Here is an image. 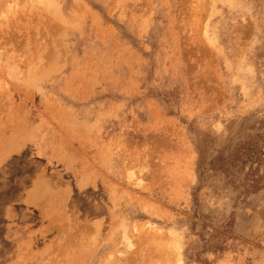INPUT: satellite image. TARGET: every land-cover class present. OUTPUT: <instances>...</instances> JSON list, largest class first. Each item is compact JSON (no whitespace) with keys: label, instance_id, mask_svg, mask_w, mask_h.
I'll list each match as a JSON object with an SVG mask.
<instances>
[{"label":"rangeland","instance_id":"rangeland-1","mask_svg":"<svg viewBox=\"0 0 264 264\" xmlns=\"http://www.w3.org/2000/svg\"><path fill=\"white\" fill-rule=\"evenodd\" d=\"M0 264H264V0H0Z\"/></svg>","mask_w":264,"mask_h":264},{"label":"bare ground","instance_id":"bare-ground-1","mask_svg":"<svg viewBox=\"0 0 264 264\" xmlns=\"http://www.w3.org/2000/svg\"><path fill=\"white\" fill-rule=\"evenodd\" d=\"M125 239H126V244H127L128 248H131L133 246L132 242L128 238H125Z\"/></svg>","mask_w":264,"mask_h":264}]
</instances>
